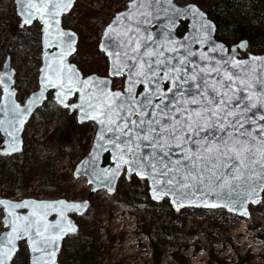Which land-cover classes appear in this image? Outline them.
Wrapping results in <instances>:
<instances>
[{"label": "snow or ice", "instance_id": "1", "mask_svg": "<svg viewBox=\"0 0 264 264\" xmlns=\"http://www.w3.org/2000/svg\"><path fill=\"white\" fill-rule=\"evenodd\" d=\"M157 2L133 0L130 11L123 17L117 16L115 21L133 23L122 31L110 25L105 33L116 49L110 53L111 74L120 75L128 70V95L124 96L106 91L107 81L80 80L74 68L65 64L66 55L75 50L74 41L72 34L59 30V17L70 9L73 0H17L23 24L41 20L46 36L53 33L57 36L48 46L61 48L52 63L42 70L43 88H58L59 102L65 107H73L65 100L79 93L82 119H92L101 125L99 139H104L106 132L112 133L108 142L119 150V159L132 164L147 162V167L157 174L154 182L165 185L169 191L195 188L202 193L206 189L228 197L233 193L258 196L264 191V124L259 123L256 114L260 113L259 120H264V74L246 78L224 70L220 79L210 82L211 72L219 75V67L201 68L198 76L195 71L185 74L184 59H177L176 64L171 63L176 57L161 59L163 53L153 46L152 36L142 34L147 31L143 25L150 23V18L155 19L150 9ZM137 15L143 19L136 20ZM164 82L172 85L168 89L171 99L166 100L167 93L160 87ZM181 83L194 84V90L181 87ZM137 84L144 86L139 98L133 94ZM89 88L94 92L89 94ZM137 115L138 120L131 118ZM142 147L152 151L138 155ZM129 153L135 157L131 162L124 159ZM173 156L179 158L174 162ZM190 194L194 193L181 192V195ZM0 206L7 209L11 218L5 221L11 232L0 238V264H9L16 251L15 240L25 236L31 240L33 252L53 257L54 264V253L49 251V246L64 232L74 230L62 223L64 211L81 207L63 201L58 204L0 201ZM19 208L32 211L21 217L15 212ZM44 209L57 211L60 220L49 223L47 212L41 211ZM42 259L43 256L36 257V264Z\"/></svg>", "mask_w": 264, "mask_h": 264}, {"label": "rangeland", "instance_id": "2", "mask_svg": "<svg viewBox=\"0 0 264 264\" xmlns=\"http://www.w3.org/2000/svg\"><path fill=\"white\" fill-rule=\"evenodd\" d=\"M130 1L77 0L74 11L64 18V28L79 35L78 49L72 59H77L75 64L84 76L106 75L109 63L98 51L101 35L114 13L125 10ZM213 1L175 0L180 6L195 4L204 11ZM89 10L100 13L97 20L90 22ZM79 22L88 25L79 28ZM18 23L15 0H1L0 70L10 56L17 77L23 80V88L17 85L18 99L23 103L39 89L42 45L38 32L25 43L12 38L8 32ZM262 41L263 36L257 44ZM263 53L257 46H248L241 52V58ZM117 84L124 86V81ZM65 125L77 134V140L68 145L63 141L58 156L46 155L40 143L46 139L55 142ZM77 125V113L61 108L51 92L26 128L23 153L10 158L0 156V197L14 201H86L90 193L87 181L72 177L78 164L90 153L97 128L93 124ZM2 142L0 137V146ZM74 219L82 232L80 229L79 234L67 239L65 244L70 249H65L60 264H80L73 257L80 254L84 260V250L87 254L84 264H157L156 255L158 264H264V195L260 206L251 208L248 221L224 211L175 213L169 201L162 204L152 201L146 182L123 177L114 196L99 193L91 199L90 212ZM5 231L0 223V235ZM86 233L90 237L82 240ZM27 263L30 264L28 248L22 244L13 264Z\"/></svg>", "mask_w": 264, "mask_h": 264}, {"label": "water", "instance_id": "3", "mask_svg": "<svg viewBox=\"0 0 264 264\" xmlns=\"http://www.w3.org/2000/svg\"><path fill=\"white\" fill-rule=\"evenodd\" d=\"M76 1L77 0H73L70 9L59 17V30L72 34V39L74 41L73 48L75 50L71 52V54L66 55L65 64L74 68L80 80L91 78L93 81H107L108 88L106 91L109 93L118 92L127 96L128 70L125 69L120 75L114 76L111 74L113 56L110 55V53L116 51V49L113 41L105 37V33L110 25L113 28H118L122 31L125 26L133 23L131 20H124L121 24L115 23L117 16L123 17L130 11V6L132 5L133 0L128 3L125 10L118 12L114 16L112 21L105 28L99 43V52L107 58L109 63L108 76H100L98 74L84 76L79 67L72 62V58L77 52L79 35L74 30L63 27V18L71 12ZM15 6L17 16L20 18L21 28H30L35 24L41 26L42 63L39 70V89L31 93L23 103L18 99L19 90L17 88V70L12 66V59L10 56L6 58L3 68L0 70V77H3V82L0 83V137L3 139L0 155L4 158H10L23 153L26 128L37 110L45 104L51 92L54 94L55 102L61 108L68 109L71 114L77 113V122L79 125L93 124L97 128L95 140L90 153L78 164L74 172L75 180H86L87 185L90 187V193L86 201L76 202L67 201L65 199L57 201H40L35 199L14 201L10 199H0V201H5L11 204L24 202L58 204L63 201L69 205L81 206L78 209L64 211V220L62 223L65 225H71L74 230L64 232L58 241L49 246V251L54 253V264H59L65 241L70 236H76L80 232V228L74 218H82L87 215L91 210V199L99 193L106 192L109 196H114L123 177L128 181L132 180V178H136L146 182L149 187V196L152 201L156 204H162L165 201H169L175 213H181L185 210L224 211L230 216L241 220L248 221L250 219L251 208L260 206L263 201L264 191L259 192L258 196H248L243 193L240 196H237L236 193H233L231 197H228L223 193L218 195L216 192H207L206 189L204 193L195 188L191 190L181 189L180 191H177L173 189L172 191H169L168 187L165 185L154 182L153 177L157 174L147 167V162H137L136 164L123 163V161L119 159V150L115 149L114 145L108 142L112 133L106 132L104 139L101 140L99 139L101 125L92 119H82L79 108V93H73L71 96L67 97L65 103L72 105L73 107H65L59 102L58 88L51 86L46 89L43 88L41 81L44 73L42 70L47 63H52L53 58L57 57L61 52V48L59 47L48 46V42L56 40L57 36L55 33H53L52 36H46L45 26L39 19H33L31 24H23V16L18 9L17 0H15ZM150 11L155 19L150 18V23L143 25V28L147 29V31L142 34L145 36H152L153 41L155 42L153 46L163 53L161 59L164 57H176V59H171L172 64H176L177 59H184L187 62L185 74H190L195 71L199 76L201 75V68L211 69L213 67H219L221 69L219 75L215 71L211 72V76L209 77L210 82L220 79L224 74V70H227L229 73H240L241 76H245L246 78L259 77L261 74H264V53L249 54L246 58H241V52H245L249 46L248 41L243 40L228 47L224 42L218 40L216 37V23L209 17L208 13L199 6L195 4L180 6L175 0H158ZM135 19L140 20L143 18L137 15ZM182 23L187 24V31L183 36H180L178 31ZM47 31L51 32L52 30L48 29ZM111 35L115 37V33H112ZM233 64L237 66L233 67ZM123 78L125 79L124 89H114L115 80ZM226 82L227 81H225V83ZM160 87L167 93L166 100L171 99L172 96L171 93H168V89L171 88L172 85L169 82H164ZM181 87L192 88L194 90V84L192 83H181ZM87 91L91 94L94 92V89L89 88ZM42 92L43 95H41ZM142 92H144L143 85L137 84L133 87V94L137 98L140 97ZM74 99H76V101L71 103ZM85 108H87L86 105ZM253 112H256V110L254 109ZM259 115L260 113L256 114V119L259 123L264 124V120H259ZM131 118L138 120L140 117L137 115ZM151 151L152 149L150 148L142 147L138 155L142 156ZM107 158L109 160L108 163L106 162ZM178 158V156H173V161L175 162ZM124 159L131 162L135 157L129 153ZM199 187H203V185H200ZM181 192H192L194 194L181 195ZM0 211L3 213V225L6 229V231L0 235V238H3L11 232V227L5 223L6 220L11 218L7 215V209L0 206ZM31 211V208H19L15 210L16 215L21 217L29 215ZM41 211L47 212L46 220L49 223H55L60 220L58 212L53 209H44ZM23 243H25L28 248L30 264H36L35 258L41 256H43V259L40 261V264H45V262H47V264H52L53 257L40 251L33 252L32 242L27 236L15 240L16 251L12 256V259L9 261V264L14 263L20 252V246ZM37 247H40V245L37 244Z\"/></svg>", "mask_w": 264, "mask_h": 264}, {"label": "trees", "instance_id": "4", "mask_svg": "<svg viewBox=\"0 0 264 264\" xmlns=\"http://www.w3.org/2000/svg\"><path fill=\"white\" fill-rule=\"evenodd\" d=\"M89 11L88 16H90V22L97 20L98 14L100 13H97L96 11L92 12V10ZM206 12L216 23V37L218 40L224 42L228 46L247 40L249 48L257 46L260 51H264V0H215L209 4ZM87 25L88 24H83L81 22L78 23L79 28ZM186 31L187 24L182 23L179 29V34L182 35ZM34 32H38L39 35L41 34L39 25L30 28H21L20 23H18L10 28L8 33L12 38H20L25 43L31 38ZM262 36V43L257 44L259 38ZM41 54L42 52L39 53V59H41ZM105 60L107 61L106 58ZM73 62L77 63V59H73ZM17 85L20 88H23V80L17 78ZM77 126L82 127L79 124ZM68 131L69 127L65 125L60 129L58 139L55 142L51 139H46L40 143V147L46 155L58 156L63 141L68 145L71 141L74 142L77 140V134L71 130V132L69 131L70 141H68ZM106 162H109L108 158L106 159ZM72 178L74 180V177ZM84 236L85 237L82 240L90 237L87 233ZM153 244L155 246V243ZM73 258L78 262L80 254ZM155 260L158 264L159 260L157 255ZM79 262H83V260H80Z\"/></svg>", "mask_w": 264, "mask_h": 264}, {"label": "flooded vegetation", "instance_id": "5", "mask_svg": "<svg viewBox=\"0 0 264 264\" xmlns=\"http://www.w3.org/2000/svg\"><path fill=\"white\" fill-rule=\"evenodd\" d=\"M77 2V1H76ZM74 6H76V3H75V5ZM74 8L75 7H73V9L71 10L72 12L74 11ZM126 9V8H125ZM121 11H123V10H121ZM71 12V13H72ZM120 12V11H119ZM117 13H115L114 14V16L116 15ZM67 16V15H66ZM65 16V17H66ZM64 17V18H65ZM64 18H63V21H64ZM114 18V17H113ZM112 18V19H113ZM112 19L110 20V22L112 21ZM36 25V24H35ZM34 25V26H35ZM33 27V26H32ZM41 27V26H40ZM64 27V26H63ZM107 27V26H106ZM67 29V28H66ZM105 30V29H104ZM76 32V31H75ZM104 32V31H103ZM186 33V32H185ZM184 33V34H185ZM103 34V33H102ZM178 34H179V31H178ZM184 34H182V35H180V36H183ZM101 37H102V35H101ZM80 40V39H79ZM101 40V39H100ZM228 46V45H227ZM98 47H99V45H98ZM228 47H231V46H228ZM77 49H78V47H77ZM98 51H99V49H98ZM101 53V52H100ZM42 55V54H41ZM106 58V57H105ZM75 59V58H74ZM107 59V58H106ZM42 60V59H41ZM108 61V60H107ZM72 62H73V59H72ZM74 63V62H73ZM77 65V64H76ZM78 66V65H77ZM41 67V66H40ZM108 69H109V66H108ZM100 76H103V75H100ZM105 76H108V71H107V74L105 75ZM18 78V77H17ZM125 79L123 78V79H120V80H115V82H114V88L116 89V90H123L124 89V86H121V88H117V83H118V81H124ZM19 90V89H18ZM0 148H1V146H0ZM78 224V223H77ZM79 226V225H78ZM79 228L81 229V232H82V228L79 226ZM79 234V233H78ZM73 237H75V236H70L69 238H73ZM84 240H87V238L86 239H84ZM67 241V240H66ZM66 241H65V243H66ZM64 243V246H63V249H62V253H61V256H62V254H64V251H65V249H66V251H69V249H70V246L67 248V245ZM23 244H25V243H23ZM93 246V244L91 245V247ZM21 247V246H20ZM74 247V246H73ZM75 248V250L76 249H78V248H76V247H74ZM83 252V254H84V260H83V262H79L80 264H84L85 263V258H86V256H87V254H86V252H85V250L84 251H82ZM19 254V253H18ZM18 256V255H17ZM60 256V257H61ZM17 258V257H16ZM16 260V259H15ZM60 260V259H59ZM80 260H82V256L79 258V261ZM69 261V260H68ZM30 263V262H29ZM60 264V263H59Z\"/></svg>", "mask_w": 264, "mask_h": 264}, {"label": "built area", "instance_id": "6", "mask_svg": "<svg viewBox=\"0 0 264 264\" xmlns=\"http://www.w3.org/2000/svg\"><path fill=\"white\" fill-rule=\"evenodd\" d=\"M114 14H115V13H114ZM118 86H119V87H118ZM121 86H122V85H118V84H117V88H121ZM43 141H44V140H43ZM0 199H2V198L0 197ZM0 220H1V222H0V223H1V226H2V225H3V217H2V218H0Z\"/></svg>", "mask_w": 264, "mask_h": 264}, {"label": "bare ground", "instance_id": "7", "mask_svg": "<svg viewBox=\"0 0 264 264\" xmlns=\"http://www.w3.org/2000/svg\"><path fill=\"white\" fill-rule=\"evenodd\" d=\"M114 88V87H113Z\"/></svg>", "mask_w": 264, "mask_h": 264}]
</instances>
